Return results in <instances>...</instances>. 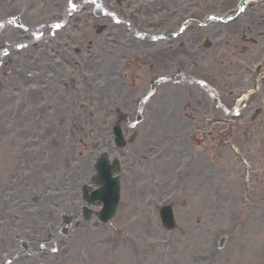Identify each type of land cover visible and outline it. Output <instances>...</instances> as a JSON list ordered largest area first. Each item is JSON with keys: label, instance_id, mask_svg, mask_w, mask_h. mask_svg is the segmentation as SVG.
<instances>
[{"label": "rangeland", "instance_id": "374dc122", "mask_svg": "<svg viewBox=\"0 0 264 264\" xmlns=\"http://www.w3.org/2000/svg\"><path fill=\"white\" fill-rule=\"evenodd\" d=\"M2 1L9 2V0H2ZM10 3H15V0H10ZM43 6H45V3L42 4V7ZM210 12H213L212 6L210 7ZM46 20L48 21L49 24H54V21L57 22V19H53L52 21L50 20L49 17H47ZM96 22L99 25L100 23H103V24L107 23L106 21H102V18H98ZM75 24L76 22L73 23L72 32H75ZM42 25L45 26V23H42ZM93 28L94 26L93 24H91L89 26V32H92ZM102 28H105V26H103ZM107 30H110V29L105 28L104 30L102 29L101 31L105 32ZM113 30H116V27ZM52 31L53 29L51 28L50 32ZM93 37L94 36L91 37L89 34V36H87V38L84 41L87 42ZM98 38H101V36ZM96 39L97 38H93V40H96ZM248 55H242V56H237V57L243 60H248V58H251V59L254 58V56L250 55L248 57ZM200 63L198 66H194V67L191 65H188L186 67V70H188L189 73L193 77L200 78V74L203 71L206 74L209 72L205 70V67L201 65ZM219 66L220 65L218 62V67ZM88 67L89 65H87V70H88ZM220 74L221 72L217 68L213 76L216 78H220ZM136 86H138V89L135 88ZM165 87L166 86L162 85L159 88H157L156 93L152 96V99L150 100L151 102L149 101L150 103L148 102L149 104L148 103L146 104V107L143 112L144 120L141 121L140 123H136L135 125L127 126L128 128L127 136L131 135L133 132L137 134L134 142L129 146L130 152L134 155L139 156L140 153L142 154V156L145 155V157L146 156L150 157L152 155V154L146 153V151H144L143 149L145 145V141H146L145 139L151 136L157 137L158 135L155 134L154 131L147 130L146 129L147 126L145 123L147 122L148 116H151L152 115L151 113L153 112V106L151 104L152 101L159 100L161 102L163 101L162 99H166L169 97V93H167V91L165 90ZM7 89L8 88L6 87L1 88V90L5 91V93ZM178 89H179V85L177 86V90ZM147 90H148V86H146L145 84H141V85L136 84L134 86H131L128 93H126L127 107L122 110H125L130 115L132 114L133 116H135L138 110L137 99L143 94H145ZM170 91H172V89H170ZM49 93L50 91L48 92V99L50 97ZM172 93H174L175 97L179 95V93L176 91H172ZM157 94H159V96L155 97ZM132 95H135V97H132ZM76 96H77V99H76L75 104H77L79 100H82L81 102H86L88 104L93 102V105H96L95 120L93 122L89 121L88 125H85L84 130L80 132V134H78L76 138H73L71 140V146H73L74 149L71 148L72 153H70L69 156L68 154H66V156L68 157L63 159V163H60L56 159L58 158L56 152H53L54 158H50V159L48 158L49 149H50L49 147L43 151H39L32 158V162H31L32 170L30 171V173L28 174L26 178L21 180L19 184V186L23 185V187L25 188L23 189V193L21 194V197H20L22 199L21 202H25L28 205L30 204L29 207L32 211L31 215L35 219H37V214H41V213H36V210L38 209H42L43 212L45 213L46 225L49 226L48 229H51V231L50 230L49 231L51 233V236H53V239L49 243H42V241H44L46 234L44 236L43 234H36L37 236L36 241L39 242V244L41 242V245L43 244L45 245L46 248H48L47 252L45 253V255L48 256V259H53L55 256H58L61 259H68L67 258L68 255L72 256V254L74 253V250L75 249L79 250L80 248L86 249L87 255L94 254L92 253L94 247L105 246L103 243L97 242L100 236L99 234L100 231L93 229L95 227H92V228L79 227L81 229L79 228L71 229L68 234V237H64L66 239H64L63 236L58 234L60 230L59 220H58L60 217L59 214L67 213V212L72 213L71 211H73L74 209H75L74 211H76L78 206L77 208L76 206H72L73 208L70 207L68 208V210H65V211L63 210L65 206L69 204H73L72 202L74 201V198L72 197L71 191L75 188V190H73V193L76 196H77V193H79L80 191L79 189L80 185L77 186V184L79 183L78 181L79 175H77L76 177L73 176V178H70V175L66 173V167L64 164L66 163V161H70L73 166V162L78 164L77 160L78 162H82L83 158L86 163L88 162V159L84 157L86 154H88L87 149H89V145H87V142L91 141L88 139V136L92 135L91 134L92 132L96 133L95 129H98L97 126H94L96 123L101 124L102 122L106 120V118L104 120L103 117H107V114L109 112L108 109L111 103L109 100L110 93L108 94V92L106 94L101 93V95H99V93L97 95L95 94L90 95L89 93H85L82 87L81 94L79 95V93H76ZM5 98H7V94H5L2 101H4ZM53 98L57 99L56 104H59V97L53 96ZM63 99L66 100L65 93L63 94ZM189 99L191 98L189 97ZM89 100H92V101L89 102ZM49 101L52 102L51 100ZM17 102H18L17 100L15 102L12 101L11 103L6 104V106H4L1 109L0 112L7 113L8 120H10L11 116L13 115V109H14L13 105ZM79 107L80 105H78L77 111L80 114ZM197 110H199L200 112L204 111L203 107H197ZM166 112H168V109L166 110ZM69 114H71V107H70V104L67 102L66 107L63 109L61 113V117L65 119L66 116ZM79 114L76 118V123L80 131V123L83 124V120L80 119ZM170 118L171 119L166 117L164 121L167 122L168 125L172 126L173 128L179 127V130L182 132V130H184L185 119L183 118L177 119L175 116L170 117ZM25 119L28 120L27 118ZM129 120H130V123L134 121V119L132 120L129 119ZM157 127H160V126H157ZM8 128L10 129V124L8 121L4 120L0 122V130L3 131L2 137H1L2 141L0 144V168L2 167V170H0V184L5 183L4 185L9 187V192L12 194H14L12 192V188H16L15 191L18 195L19 186L9 181L10 178H5L10 172L13 173L12 171L18 169V159L14 152V149L16 146L15 142L17 141V137ZM134 128H136V130H132ZM62 130H63L62 141L63 143H65L64 142L65 141L64 128H62ZM163 132L164 134H166L165 131ZM171 132H174V131H171ZM101 134H103L104 136H109V133L106 131ZM197 137H200V135H197ZM245 137H246L245 146L249 147V145L247 144L251 142L252 136L245 135ZM80 139H81V142L79 141ZM93 139L98 140L99 138L97 135H95ZM261 139H262V135H259L257 138V143H256V149L258 153L261 152V150L258 148L259 141ZM193 140L194 138L193 139L187 138V140L185 138H182L177 141V145L184 147L185 145H190V144H187L188 141L193 142ZM156 142L153 146L155 147L161 146V142H158V143ZM148 144H150V142ZM99 145H100L99 147L102 148L101 144ZM204 147H205L204 145L199 146L200 149ZM56 150L58 151V149ZM156 150L157 149H154L152 152H155ZM78 151L82 153L81 158H79L78 156ZM50 152L52 153L51 150ZM96 152L98 153L99 151L96 150ZM249 152L252 155V151H249ZM12 153H14V161L16 160V163H14L13 161L11 167L9 168L10 170H4L6 167L4 166V164ZM92 153L94 152L90 148L89 155L91 156L92 160L90 159L91 161L89 163V166H91V162L94 165L93 160L96 154H93V157H92ZM204 155L207 157L208 163L210 164L211 171L214 172V174L212 175L213 176L212 178H214L213 180H215V183L217 184L216 187L214 188L211 187V182H210L211 178L208 179V181H206V178H204L205 179L204 183H202V178H195V180L193 178L192 181L190 178H187L185 180V183L182 189L177 194V197H175L174 199L175 201H178L174 210H175V216H177L176 220H177V223H179V227L176 231L172 233L171 236L175 240V243L177 242L178 244L186 243V246H188L187 248L184 249L182 256L187 258L190 253L197 252L198 250H201L202 248H204L205 245L207 246L209 237L212 236L210 232L212 230H219L220 232H226L229 235V240H228V243L226 244L224 252L220 254L219 260L217 263L223 264L224 260L232 256L233 249L237 245V241L240 240L239 247L243 250L241 251V254L238 256V260L235 264H264V208L254 207L252 218L251 220L247 222V226L249 227V229L248 230L243 229L240 232H237V235L234 234V232H232L231 229L228 228V220L226 216L223 215L226 209L222 208L221 211H218V210L214 211L213 208L215 204L210 205L209 200H211L212 197L216 199V197L219 196L221 200H224L223 204H226L227 201L229 200L228 199L229 196L233 194H238L240 192L241 178H238L239 184L237 186H233L234 185L233 182L237 178L236 177L237 168L232 165L233 163L229 159L227 153L224 159H222L221 156H215L214 152L212 151H207L205 152ZM251 159H254V162L258 166H260L261 162L264 163V156L256 155V156L251 157ZM209 160L211 162H209ZM235 164L236 166H238V163L236 161H235ZM166 165H168V163ZM157 167H158V164H155L154 168L150 171V173L154 175V177H161V178H151L149 174L143 175L139 173L137 174L135 178H131L130 174L136 171L140 172L138 166L131 167L127 177L121 181V186H122V194H121V201H120L121 208H120L119 213H117L115 219L111 223V229L116 226L118 228H124L136 234L143 233L140 236L143 242L155 240V239L158 240V239H161L160 237L164 238L166 241H169L168 235L160 234L157 231H154L155 223L153 221L152 215L148 208L149 205L148 204L144 205V201L148 200V201H151L152 203H155V202H158L161 198H163V196L165 195L169 196V193H170L169 187H171V183H173L174 178H172L173 176L169 178L166 177L168 178V188H162V185L160 184L157 185L156 187H153L152 183L154 182L155 179L160 180L161 184H163V177L158 176L156 173L153 172V170H155ZM219 167H220V171L218 170ZM40 168L44 169V171L41 175H37V171ZM86 168H88V164ZM87 171H89L91 174L90 168H88ZM200 171L197 172V175L199 174ZM90 174L88 176L86 175L84 180L81 183L86 182L87 184L89 177H91L93 173L91 175ZM230 175L233 177L235 176V178H233V182L229 184L223 183L221 178H225V176H230ZM261 175H264V171L263 172L260 171L258 178L253 179L252 192L247 196V201L252 203L255 206H258L260 202H264V178H262ZM27 178L29 179L27 180ZM70 181L72 183L71 190H69L68 188V183H70ZM29 186L31 187L33 186V193H34L33 195L35 196L37 195L39 199L40 198H42L43 200L51 199L50 200L51 203L49 204H50V208L53 213L51 214L47 213L44 207L45 205L44 206L42 205L41 200H38V202L36 201L37 203H33L29 199V195L25 194V191L27 190ZM0 191H2L1 188H0ZM13 202H11L10 204H12ZM14 205L18 206V204H15V202H14ZM74 205H76V203ZM230 205H232L231 202H230ZM18 214L19 213L17 212V210L12 209L11 207L9 208V212H6V213L2 212V214L0 215V237H3L4 234L12 235L13 232L11 230L18 231L21 234L20 235L21 238L27 239L28 246L31 248L32 252L35 253L39 249L37 248L36 250L34 247L36 246L35 242H32V238L34 237L30 233V231H27V228H25L24 226H21L19 229L17 221H15L13 218L14 216H18ZM20 215L24 216L23 214H20ZM7 219H9V223L16 222L15 225L5 226L4 224L6 223ZM52 224H55V225H52ZM5 228H10L11 230L9 229L7 231H4ZM159 234H160V237H159ZM102 235H104V233H102ZM5 238H6V241L8 240L10 242V244L18 243L17 237L13 239L12 236H9L7 239V237L5 236ZM9 238H12V239H9ZM71 240H73V242L70 244ZM89 241L93 242L92 246L89 244ZM15 247H16L15 245L9 246L6 243L0 242V251L8 252V254L3 255L6 258H8V260H6L8 264H12L13 262L14 264H35V263L45 264L43 255H40L38 257L34 256L35 258H33L32 261H34L35 263L32 261L21 263L17 257L19 256V254H22L23 252L20 248L16 250ZM51 252H53L54 254ZM114 256L118 258V261L114 264H122V261L125 260L126 253L121 252L118 254H114ZM23 257L27 258L29 256L24 255ZM168 257H170V252L168 254V252L165 249H162L161 254H159V252H155L154 254L142 256L140 257V260L138 262L131 263V264H139V263L141 264H168L167 263ZM45 259H46V264H49L47 261V258ZM169 260L171 262L172 257ZM101 262H102L101 258L99 257L93 258V260H91V258L88 257V261L86 264H89V263L90 264H100ZM184 262L185 261L183 260V263ZM170 264H172V262Z\"/></svg>", "mask_w": 264, "mask_h": 264}, {"label": "bare ground", "instance_id": "6f19581e", "mask_svg": "<svg viewBox=\"0 0 264 264\" xmlns=\"http://www.w3.org/2000/svg\"><path fill=\"white\" fill-rule=\"evenodd\" d=\"M55 128H54V126H52V137L54 138V140H57L56 139V134H55ZM57 143H58V145H59V149L60 150H67L68 148L67 147H64V146H62L61 145V142L60 141H58L57 140ZM169 167V166H168ZM170 168H172V166L170 167ZM161 169H163L162 167H161ZM195 170L194 171H192V174H194L195 172H197L199 169H198V166H196L195 168H194ZM83 171L84 170H82V171H80V172H78V173H83ZM168 183H167V181H166V183L164 184V185H167ZM69 190H71V189H69ZM72 192V197L74 198V201L75 202H77V196L73 193V190L71 191ZM97 254H98V252H96Z\"/></svg>", "mask_w": 264, "mask_h": 264}]
</instances>
